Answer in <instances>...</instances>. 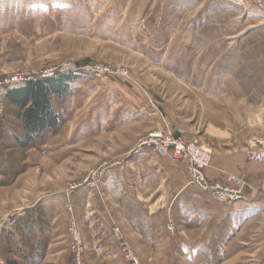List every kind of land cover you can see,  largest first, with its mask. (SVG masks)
<instances>
[{"label": "rangeland", "instance_id": "1", "mask_svg": "<svg viewBox=\"0 0 264 264\" xmlns=\"http://www.w3.org/2000/svg\"><path fill=\"white\" fill-rule=\"evenodd\" d=\"M167 10V0H0V85L74 76L65 102L52 100L58 130L25 149L0 134V264H26L11 251L33 246L37 235L31 242L24 229L44 212L61 233L67 220L70 264L74 222L87 264V204L111 212L96 182L121 157L152 151L136 150L150 134L170 132L210 156L215 147L244 150L246 160L264 145V30L250 33L253 43L209 44L199 53L202 45L186 43V8L175 21ZM13 112L4 101L0 121L22 139Z\"/></svg>", "mask_w": 264, "mask_h": 264}, {"label": "crops", "instance_id": "2", "mask_svg": "<svg viewBox=\"0 0 264 264\" xmlns=\"http://www.w3.org/2000/svg\"><path fill=\"white\" fill-rule=\"evenodd\" d=\"M225 1L167 0V11L175 21L178 8H186V43L202 45L199 53L209 44L253 43L250 33L255 28L264 30V8L244 9ZM18 129L12 131L8 119L0 121V134L6 138L20 137ZM104 171L96 186L102 183L107 189L111 212L87 204L83 241L87 264H128L118 242L112 240L114 228L140 264L264 262V197L251 188H245L238 201H217L190 184L183 161L162 158L150 150L132 158L123 156ZM204 174L207 180L224 186L235 187L228 177L236 176L256 187L264 180V162L247 161L244 150L215 147ZM74 217L78 230L82 229L77 214ZM39 220L33 231L25 233L31 242L36 234L34 244L38 245L12 250V256L26 264H70L67 220L62 233L59 220L50 212H44ZM170 225L172 231L167 230Z\"/></svg>", "mask_w": 264, "mask_h": 264}, {"label": "built area", "instance_id": "3", "mask_svg": "<svg viewBox=\"0 0 264 264\" xmlns=\"http://www.w3.org/2000/svg\"><path fill=\"white\" fill-rule=\"evenodd\" d=\"M231 5L239 8H254L262 10L264 8V0H226ZM22 79L10 78L5 87L0 85V112L4 103V95L9 87H13L21 83ZM8 87V88H7ZM7 88V89H6ZM139 147L136 149L139 152L142 146L153 149L159 157H166L168 154L171 158L185 163V174L190 184L197 188V190L220 202H235L242 198V193L245 188H251L255 193L264 197V181L256 187L248 186L243 180L236 176H229L228 181L235 185V187L224 186L207 180L204 170L209 167L210 152L202 147H199L192 141L186 140L182 137H176L170 132L160 133L155 132L150 134L148 139L140 141ZM153 147V148H152ZM252 148H257L255 143L251 144ZM261 148V149H260ZM247 160L250 162H264V145L259 146L258 150L247 153ZM71 212V208L68 209ZM168 231H172L173 227H167ZM113 236L119 244L120 250L124 259L128 264H140L136 254L132 251L129 243L121 236L118 229H113ZM70 244L69 250L72 255L71 264H85L83 258L82 239L79 232L76 230L75 224L70 220L69 225ZM258 264H264L260 262Z\"/></svg>", "mask_w": 264, "mask_h": 264}, {"label": "trees", "instance_id": "4", "mask_svg": "<svg viewBox=\"0 0 264 264\" xmlns=\"http://www.w3.org/2000/svg\"><path fill=\"white\" fill-rule=\"evenodd\" d=\"M73 77L68 74L34 77L17 87L7 89L4 101L15 108L13 117L22 123L24 137L16 138V144L21 149L27 148L36 138L61 127V117L54 111L52 100L58 105L65 102L72 93L70 84L74 80ZM24 230H33L30 222ZM35 257L38 258V255Z\"/></svg>", "mask_w": 264, "mask_h": 264}]
</instances>
